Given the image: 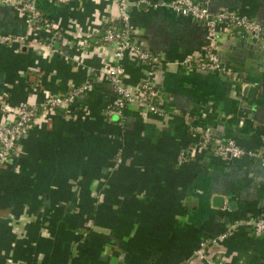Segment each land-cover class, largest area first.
<instances>
[{
  "label": "crops",
  "instance_id": "crops-1",
  "mask_svg": "<svg viewBox=\"0 0 264 264\" xmlns=\"http://www.w3.org/2000/svg\"><path fill=\"white\" fill-rule=\"evenodd\" d=\"M28 1L51 30L0 6V36L17 41L0 45V124L17 106L85 90L65 110L38 113L0 168V264H200L192 257L198 244L223 234L209 256L264 264V238L245 224L264 206V161L218 159L198 135L208 129L217 141L264 147V102L241 96L236 82L251 87L253 77L227 64L234 53L223 27L213 50L236 76L177 65L210 44L203 24L151 8L173 0H123L133 43L162 62L143 65L126 55L123 81L136 88L151 82L167 113L131 105L108 118L115 97L101 69L114 61L100 38L106 25L120 26L121 0ZM191 1L255 22L264 41V0ZM52 33L58 39L50 48Z\"/></svg>",
  "mask_w": 264,
  "mask_h": 264
},
{
  "label": "built area",
  "instance_id": "built-area-1",
  "mask_svg": "<svg viewBox=\"0 0 264 264\" xmlns=\"http://www.w3.org/2000/svg\"><path fill=\"white\" fill-rule=\"evenodd\" d=\"M0 6H10L16 8L24 14L29 21L37 27L51 30V24L48 20L41 17L28 0H0ZM153 9H165L175 15L187 17L195 23L203 24L207 31V38L210 47L203 55L196 59H185L178 63L179 67H191L194 70L214 75L230 76L232 72L216 57L213 46L218 39V27H223V35L228 39L236 38L240 34H248L253 38L264 41L261 36V28L255 22L244 17L225 14L210 13L201 4L191 0H173L169 3L152 4ZM118 18L120 26L104 27L100 39L102 45L111 48L113 64H104L101 73L111 86L115 102L112 107L105 111V116L121 117L122 111L127 106H136L141 111L161 116L166 114L163 99L157 89L151 82H144L139 87L125 85L123 81V70L120 61L124 56L130 55L139 63L150 66H160L162 62L149 51L138 47L132 41L131 28L126 12V6L123 0L117 4ZM58 39L57 33L51 34V40L46 44L51 48L52 43ZM17 42L14 38L0 36V45H11ZM84 87L72 89L66 96L50 97L37 106L20 105L14 109L13 119L6 124H0V168L7 164L9 157L15 152L21 138L27 133V130L34 122L38 113L67 109L74 98L84 91ZM185 123L191 120L188 114L182 115ZM198 135L201 138L200 146L207 149L210 153L221 160H236L242 157L252 158L254 160L264 161V147L259 151L243 149L235 144L232 139L223 141L214 140L208 129H201ZM186 154L181 152L178 161H185ZM187 160V159H186ZM255 238H264V206L258 217L247 219L245 223ZM226 234L213 239H204L198 244V248L193 252V258L201 259L200 264H224L220 259L211 257L207 254L209 248L225 240Z\"/></svg>",
  "mask_w": 264,
  "mask_h": 264
},
{
  "label": "water",
  "instance_id": "water-1",
  "mask_svg": "<svg viewBox=\"0 0 264 264\" xmlns=\"http://www.w3.org/2000/svg\"><path fill=\"white\" fill-rule=\"evenodd\" d=\"M231 41L226 49L234 53V58L228 57L225 60L227 64L239 67L245 70L253 77V84L249 87L244 78H240L236 84L243 85L240 90L242 97L264 102V44L260 40L251 37L248 34H240L236 38H230ZM232 75H238L237 70H231ZM235 75V76H236ZM238 77V76H237ZM232 85L233 83L230 82ZM213 201L221 204L219 197H214ZM219 206V205H218Z\"/></svg>",
  "mask_w": 264,
  "mask_h": 264
},
{
  "label": "trees",
  "instance_id": "trees-1",
  "mask_svg": "<svg viewBox=\"0 0 264 264\" xmlns=\"http://www.w3.org/2000/svg\"><path fill=\"white\" fill-rule=\"evenodd\" d=\"M42 17V16H41ZM38 26V25H37ZM106 27H108L107 25H106ZM101 39V38H100ZM101 43V42H100Z\"/></svg>",
  "mask_w": 264,
  "mask_h": 264
}]
</instances>
